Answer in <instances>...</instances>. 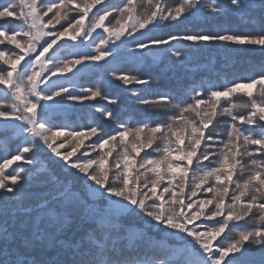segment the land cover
<instances>
[{
	"label": "snow or ice",
	"instance_id": "6c2138e0",
	"mask_svg": "<svg viewBox=\"0 0 264 264\" xmlns=\"http://www.w3.org/2000/svg\"><path fill=\"white\" fill-rule=\"evenodd\" d=\"M220 50L244 74L144 71ZM0 139V264H264V0H0Z\"/></svg>",
	"mask_w": 264,
	"mask_h": 264
},
{
	"label": "trees",
	"instance_id": "16d2710c",
	"mask_svg": "<svg viewBox=\"0 0 264 264\" xmlns=\"http://www.w3.org/2000/svg\"><path fill=\"white\" fill-rule=\"evenodd\" d=\"M168 3L173 4L175 3V0H168ZM195 23L199 24L202 23V21L197 20ZM189 27L190 26L186 25ZM185 26H181L180 28L176 27H169V28H162L160 31H158L157 35H165L169 31L173 32H179L182 31ZM176 46H180L177 42H174ZM216 62V68L217 69H225L227 67V71L230 73L234 72L237 76H240L244 74L246 65L237 62L236 67L232 68L230 65H225V53L223 50L220 51H213L209 53L208 51H204L202 53L194 54L191 57V63L187 65L185 68H173L171 65V61L167 60L165 57H161L163 60V64L160 68H145V72H152L154 76H159L160 81L159 85H153L154 88H156L158 91H167L168 88L162 87L163 85H169L172 87H182L185 82H190L193 79H200L201 77H206L209 75L214 76V72L212 68L209 66V57ZM235 59V58H234ZM254 62L259 63L260 57L257 54L255 57H251ZM123 70H131L129 65H124ZM97 79H104L106 81V85L102 86V90L105 92L106 95L110 97H119V101L115 105H107V101L100 100L97 98V101H85L83 106H80L76 103H73L70 107L73 109L72 111H69L67 113V116L71 118L70 122H75L79 125H85L89 123L88 116L92 111L91 106L93 104H105L108 107L112 108L114 111L119 112L122 117L126 118L128 116H133L135 118H142L147 116L148 110L146 106H141L138 103H136L135 98L132 97L131 93L128 92L125 87L120 86L118 82H116L111 77H106L104 73H99L97 76L96 74L89 73L81 81V83L84 84V86H91L93 82H95ZM134 88L143 89V86H134ZM155 98V97H149ZM0 143H3L2 139H0ZM14 149V144L11 146L9 151ZM4 153L0 151V157H2ZM0 162H2V159H0ZM20 163V162H18ZM15 167V165H13ZM11 169H9L10 171ZM26 191L29 193V195L33 194L36 191H39V187L36 181L33 182V185L29 187L28 185L25 186ZM159 238V237H157Z\"/></svg>",
	"mask_w": 264,
	"mask_h": 264
}]
</instances>
